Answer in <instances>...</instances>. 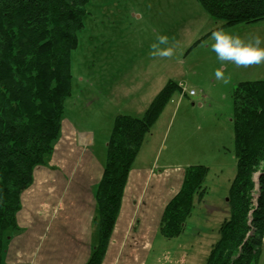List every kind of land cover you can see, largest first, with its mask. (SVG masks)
<instances>
[{"label":"rangeland","instance_id":"obj_1","mask_svg":"<svg viewBox=\"0 0 264 264\" xmlns=\"http://www.w3.org/2000/svg\"><path fill=\"white\" fill-rule=\"evenodd\" d=\"M87 12L78 46L72 52V96L66 101L62 119L95 139L78 157L82 165L92 160L105 167L116 116L142 118L172 81L178 87L146 135L138 166L153 165L155 173L168 169L165 172H172L173 177L183 176L192 166L207 170L202 183L205 192L194 200L183 232L172 239L162 237L159 231L141 239L132 247L139 244L138 253L128 257L130 262L123 259L120 264H206L222 224L231 217L228 198L237 173L235 89L241 82L264 81V63L244 67L230 61L224 68L229 82L217 80L215 70L221 62L207 46L214 43L210 32L220 26L244 37L249 33L264 37V20L224 27L198 0H89ZM158 33L175 42L174 56L149 55ZM65 164L59 163L62 171L69 168L68 164L63 169ZM52 175L58 178L60 171ZM165 187L163 181L160 189ZM26 191L17 225L20 212L26 213L22 203ZM254 264H264V237Z\"/></svg>","mask_w":264,"mask_h":264},{"label":"trees","instance_id":"obj_2","mask_svg":"<svg viewBox=\"0 0 264 264\" xmlns=\"http://www.w3.org/2000/svg\"><path fill=\"white\" fill-rule=\"evenodd\" d=\"M198 1L224 27L264 20V0ZM88 3L0 0V264L6 234L18 231L22 194L60 137L65 104L72 96V52L78 46ZM176 87L170 81L142 118L116 116L95 191L97 241L86 264L103 263L134 161ZM234 108L237 173L228 198L231 217L222 224L206 264H254L263 245L264 81L239 83ZM206 172L202 166L186 169L180 191L163 212L162 237L172 239L183 232L194 200L205 192Z\"/></svg>","mask_w":264,"mask_h":264},{"label":"crops","instance_id":"obj_3","mask_svg":"<svg viewBox=\"0 0 264 264\" xmlns=\"http://www.w3.org/2000/svg\"><path fill=\"white\" fill-rule=\"evenodd\" d=\"M94 143L92 135L79 133L72 123L62 122L54 152L46 165L35 170L33 183L22 198L26 213L20 212L18 231L7 237L3 264L88 262L97 241L95 191L104 166L92 160L82 165L78 157ZM140 157L139 152L128 176L120 213L102 264H120L123 259L130 262L128 257L136 255L140 245L132 247L141 239L156 235L165 207L182 187L185 172L175 177L172 172H165L168 169L155 173L153 165L138 166ZM61 160L66 162L63 169L69 164L68 170L62 171ZM56 171H60L58 178L52 175ZM163 181L166 187L161 190ZM149 232L150 236H144ZM131 249L135 252L131 253Z\"/></svg>","mask_w":264,"mask_h":264},{"label":"clouds","instance_id":"obj_4","mask_svg":"<svg viewBox=\"0 0 264 264\" xmlns=\"http://www.w3.org/2000/svg\"><path fill=\"white\" fill-rule=\"evenodd\" d=\"M210 39L214 41L207 45L216 54L221 67L215 70V78L228 83L229 76L225 75L226 62L236 66L247 67L264 63V37L256 33H249L246 37L227 31L223 27H216L210 32ZM175 42L166 34L158 33L150 45L149 55L153 57H172L175 55Z\"/></svg>","mask_w":264,"mask_h":264},{"label":"built area","instance_id":"obj_5","mask_svg":"<svg viewBox=\"0 0 264 264\" xmlns=\"http://www.w3.org/2000/svg\"><path fill=\"white\" fill-rule=\"evenodd\" d=\"M190 95H194V92H190Z\"/></svg>","mask_w":264,"mask_h":264}]
</instances>
